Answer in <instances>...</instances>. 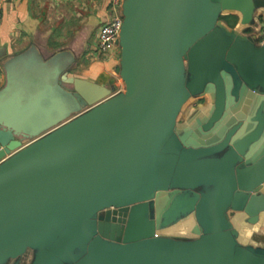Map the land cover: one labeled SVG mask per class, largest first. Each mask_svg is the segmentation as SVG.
I'll return each instance as SVG.
<instances>
[{
	"label": "water",
	"instance_id": "95a60500",
	"mask_svg": "<svg viewBox=\"0 0 264 264\" xmlns=\"http://www.w3.org/2000/svg\"><path fill=\"white\" fill-rule=\"evenodd\" d=\"M262 9L123 0L124 89L70 51L7 59L0 264H264L238 227L264 221V44L240 29Z\"/></svg>",
	"mask_w": 264,
	"mask_h": 264
},
{
	"label": "crops",
	"instance_id": "0c3cea01",
	"mask_svg": "<svg viewBox=\"0 0 264 264\" xmlns=\"http://www.w3.org/2000/svg\"><path fill=\"white\" fill-rule=\"evenodd\" d=\"M111 14L109 0H4L0 18V87L6 80L4 62L35 45L46 58L64 49L71 51L76 62L70 75L107 86L114 82L121 89V80L114 73L120 52L109 58L97 50L98 30ZM232 16L236 23L228 24L234 28L239 24V15L222 19L227 21ZM256 17L254 25H241L240 29L257 40L264 26V9ZM238 227L242 239L249 231V238L244 240L264 247L257 242L258 237H264V221L253 226L239 217Z\"/></svg>",
	"mask_w": 264,
	"mask_h": 264
},
{
	"label": "built area",
	"instance_id": "2783aa9c",
	"mask_svg": "<svg viewBox=\"0 0 264 264\" xmlns=\"http://www.w3.org/2000/svg\"><path fill=\"white\" fill-rule=\"evenodd\" d=\"M111 5V17L103 23L98 30V43L97 50L100 55L106 57H114L117 52H120V48L117 45L124 16L122 14L123 0H109ZM4 0H0V18L3 8ZM260 45L264 44V26L262 27L260 34L257 38Z\"/></svg>",
	"mask_w": 264,
	"mask_h": 264
},
{
	"label": "rangeland",
	"instance_id": "374dc122",
	"mask_svg": "<svg viewBox=\"0 0 264 264\" xmlns=\"http://www.w3.org/2000/svg\"><path fill=\"white\" fill-rule=\"evenodd\" d=\"M64 50H66V51H69V50H67V49H64ZM71 52V51H70ZM102 57H106V56H104V55H101ZM120 57V56H119ZM120 80H121V78H120ZM121 88H123L124 89V82L121 80ZM186 115L184 114V117H185ZM184 119V118H183ZM248 233V234H247ZM245 236H244V239H247V238H249L248 236H250L249 235V231H246L245 233ZM259 244H264V242H261V241H257ZM32 256H33V252L31 251L30 253H28L27 254V256H25L24 258H20L19 260H13L14 262H18L17 264H29V262L32 260ZM71 259H73V256L71 257ZM70 259V260H71ZM21 261V262H20ZM14 262H10V263H8V264H13ZM70 262H67L66 264H69ZM16 264V263H15Z\"/></svg>",
	"mask_w": 264,
	"mask_h": 264
},
{
	"label": "flooded vegetation",
	"instance_id": "af4514ba",
	"mask_svg": "<svg viewBox=\"0 0 264 264\" xmlns=\"http://www.w3.org/2000/svg\"><path fill=\"white\" fill-rule=\"evenodd\" d=\"M207 105V100H201V101H197L195 102V104H193L189 109L190 111L187 113V115H190L192 112V110L197 109V108H202L203 106ZM194 112V111H193ZM180 121H183V119H181ZM259 241L264 242V237H258Z\"/></svg>",
	"mask_w": 264,
	"mask_h": 264
},
{
	"label": "trees",
	"instance_id": "16d2710c",
	"mask_svg": "<svg viewBox=\"0 0 264 264\" xmlns=\"http://www.w3.org/2000/svg\"><path fill=\"white\" fill-rule=\"evenodd\" d=\"M227 21L230 25H234L236 23L235 17H227Z\"/></svg>",
	"mask_w": 264,
	"mask_h": 264
}]
</instances>
